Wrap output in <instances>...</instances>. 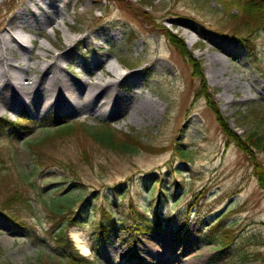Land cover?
I'll use <instances>...</instances> for the list:
<instances>
[{
    "label": "rangeland",
    "instance_id": "rangeland-1",
    "mask_svg": "<svg viewBox=\"0 0 264 264\" xmlns=\"http://www.w3.org/2000/svg\"><path fill=\"white\" fill-rule=\"evenodd\" d=\"M32 1L0 0V35ZM58 4L54 23L20 33L34 41L31 69L45 60L38 47L55 55L72 43L57 63L88 82L75 88L86 92L100 74L83 69L98 54L128 74L102 77L109 92H122L110 112L39 115L22 95L12 106L11 91L0 94V264H67L54 241L60 229L84 237L87 255L72 240L82 264H264V191L254 171V163L264 169V152L247 143L264 137V32L237 28L233 0ZM135 91L157 103L156 115H136ZM65 124L74 132L50 139ZM100 124L135 149L95 142Z\"/></svg>",
    "mask_w": 264,
    "mask_h": 264
},
{
    "label": "bare ground",
    "instance_id": "bare-ground-1",
    "mask_svg": "<svg viewBox=\"0 0 264 264\" xmlns=\"http://www.w3.org/2000/svg\"><path fill=\"white\" fill-rule=\"evenodd\" d=\"M34 10H31L28 5L23 10L18 11L11 18V25L13 31H7L0 35V94L5 100V92L11 91V95H8L7 100H11L12 106H20L22 102L16 98V94L22 95L28 105H32L35 108L37 114L42 115L52 109H61L64 113L74 115L80 111H88V113H102L105 109L108 112L118 102L116 99L119 97L120 90L115 89L114 93L109 92L111 83L104 82L102 77L121 76L125 78L128 71L126 68L120 65L117 60L114 62L108 61L107 65L103 57L100 54L96 56V59L90 65H85L83 69L91 71L94 69H102L99 75L94 74V81L89 85V90L83 92L82 87L75 88V84L86 86L88 82L86 79H79L74 81L67 78L62 74V66L58 65L57 61L63 57H68L71 52L70 44L65 50H59L58 54L51 55L49 51L40 46V50L45 53L44 63L41 65H35L32 67L33 74L36 75V79L32 78V74L28 75L26 71H32L31 67L27 64L30 59L31 46H34V41L30 36L26 37L20 33L26 32L27 29L32 26L42 27L46 24L54 23L55 17H53L54 11L59 13L58 0L54 3L40 2L39 0L32 1ZM33 11V12H32ZM36 11V15L34 12ZM70 41V39H69ZM71 41H75L71 39ZM194 42L189 41L187 45L192 47ZM55 47V46H54ZM209 62L215 64L218 59L210 57ZM119 67V70L117 69ZM102 67V68H101ZM104 67V68H103ZM123 72V73H121ZM217 78L216 75H211L209 78ZM211 78V79H212ZM213 80V79H212ZM102 81L104 83H102ZM117 80L114 81L116 83ZM226 87V86H225ZM96 90V91H95ZM12 92L15 94H12ZM108 97H104L107 95ZM136 94V95H135ZM133 95L139 102L135 105L134 110L137 116L143 117L146 115L148 118L157 114L159 106L157 103L145 97L139 92H134ZM222 97L219 96V100ZM225 102L226 100L223 99ZM10 102V101H9ZM117 102V103H116ZM120 108H117L119 110ZM264 191L263 189H261ZM159 207V206H158ZM106 232V231H105ZM72 240L76 243L77 247L81 250V254H89V249L86 245L84 237L74 232L72 234Z\"/></svg>",
    "mask_w": 264,
    "mask_h": 264
},
{
    "label": "trees",
    "instance_id": "trees-1",
    "mask_svg": "<svg viewBox=\"0 0 264 264\" xmlns=\"http://www.w3.org/2000/svg\"><path fill=\"white\" fill-rule=\"evenodd\" d=\"M235 2V6L238 9L240 15L238 18L234 19V24L237 25L238 29L241 30H250V31H258L264 32V0H233ZM166 38L172 43L174 47L179 49V45L176 43L177 40L172 37L167 31H165ZM233 35H238V33H233ZM243 39L244 37H239ZM176 41V42H175ZM182 55H185L186 52L183 48L180 51ZM4 120L0 119V129L5 128ZM105 126L104 129H99L98 126L91 128V135L95 142L99 143L101 146L110 148L113 150H117L123 152L127 148L135 149V143L126 138L123 139L121 137L117 138V135L112 131L110 125H99ZM107 126V127H106ZM74 125H62L52 134L50 139H55L61 136H68L72 134L75 130ZM248 145L251 149L264 152V137L262 135H252L250 140H247ZM239 143L236 142V145ZM242 150L246 149V147H241ZM130 150V151H131ZM183 153V152H181ZM254 171L255 176L258 178V182L261 186V189L264 190V169L254 163ZM60 207H63V204H59ZM79 214V213H77ZM101 232L104 233L106 231L105 227L101 228ZM101 233V234H102ZM54 241L57 243V249L61 251V254L66 258L67 264H82L80 260L83 258L78 254L77 250L74 248L73 243L68 240L62 233V229L58 231V234L54 237ZM84 260V259H83Z\"/></svg>",
    "mask_w": 264,
    "mask_h": 264
}]
</instances>
